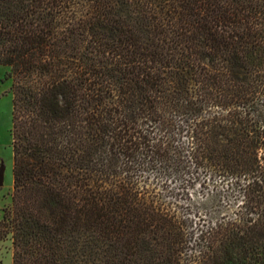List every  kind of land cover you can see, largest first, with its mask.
Masks as SVG:
<instances>
[{"label":"trees","instance_id":"trees-1","mask_svg":"<svg viewBox=\"0 0 264 264\" xmlns=\"http://www.w3.org/2000/svg\"><path fill=\"white\" fill-rule=\"evenodd\" d=\"M0 65L12 264H264V0H0Z\"/></svg>","mask_w":264,"mask_h":264},{"label":"rangeland","instance_id":"rangeland-1","mask_svg":"<svg viewBox=\"0 0 264 264\" xmlns=\"http://www.w3.org/2000/svg\"><path fill=\"white\" fill-rule=\"evenodd\" d=\"M9 67L0 65V165L5 166L3 184L0 186V219L3 209L10 204L12 191V137H11V107H12V80L8 76ZM198 184L187 186L179 191V204L195 211L201 207L203 193ZM0 264H12L11 240L8 237L0 240Z\"/></svg>","mask_w":264,"mask_h":264},{"label":"water","instance_id":"water-1","mask_svg":"<svg viewBox=\"0 0 264 264\" xmlns=\"http://www.w3.org/2000/svg\"><path fill=\"white\" fill-rule=\"evenodd\" d=\"M4 170H5V166L3 164H1L0 165V186L3 184Z\"/></svg>","mask_w":264,"mask_h":264}]
</instances>
